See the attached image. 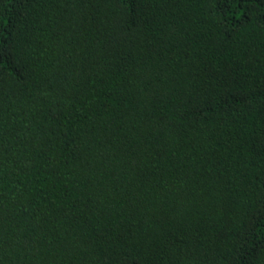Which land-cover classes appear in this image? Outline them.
Segmentation results:
<instances>
[{
	"label": "trees",
	"instance_id": "1",
	"mask_svg": "<svg viewBox=\"0 0 264 264\" xmlns=\"http://www.w3.org/2000/svg\"><path fill=\"white\" fill-rule=\"evenodd\" d=\"M0 264H264V0H0Z\"/></svg>",
	"mask_w": 264,
	"mask_h": 264
}]
</instances>
